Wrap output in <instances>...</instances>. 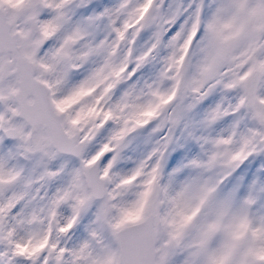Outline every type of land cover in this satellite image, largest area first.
<instances>
[{
    "label": "snow or ice",
    "instance_id": "obj_1",
    "mask_svg": "<svg viewBox=\"0 0 264 264\" xmlns=\"http://www.w3.org/2000/svg\"><path fill=\"white\" fill-rule=\"evenodd\" d=\"M0 264H264V0H0Z\"/></svg>",
    "mask_w": 264,
    "mask_h": 264
}]
</instances>
